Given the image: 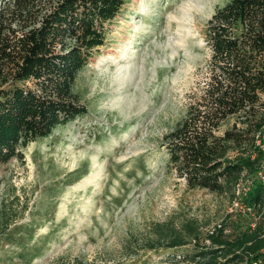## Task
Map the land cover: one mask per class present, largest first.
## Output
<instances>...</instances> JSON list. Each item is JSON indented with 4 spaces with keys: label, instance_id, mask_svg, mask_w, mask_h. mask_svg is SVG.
Wrapping results in <instances>:
<instances>
[{
    "label": "rangeland",
    "instance_id": "obj_1",
    "mask_svg": "<svg viewBox=\"0 0 264 264\" xmlns=\"http://www.w3.org/2000/svg\"><path fill=\"white\" fill-rule=\"evenodd\" d=\"M226 1L123 0L73 82L85 115L0 163V264H193L184 256L217 227L249 231L226 196L168 173L161 144L206 75L202 31ZM166 221L190 222L197 244L146 248Z\"/></svg>",
    "mask_w": 264,
    "mask_h": 264
},
{
    "label": "trees",
    "instance_id": "obj_2",
    "mask_svg": "<svg viewBox=\"0 0 264 264\" xmlns=\"http://www.w3.org/2000/svg\"><path fill=\"white\" fill-rule=\"evenodd\" d=\"M0 0V163L19 148L85 115L72 91L76 74L104 44L107 24L123 0ZM207 72L192 92L184 115L162 136L165 170L187 188L230 199L242 173L252 174L263 153L253 146L264 122V0H227L206 20ZM233 121L220 130L226 119ZM254 153L251 156V153ZM254 181L244 202L258 200ZM258 224L232 237L207 233L185 260L236 264L264 248ZM190 222L154 227L146 248L197 244ZM179 258V257H178ZM57 264H95L78 258Z\"/></svg>",
    "mask_w": 264,
    "mask_h": 264
},
{
    "label": "built area",
    "instance_id": "obj_3",
    "mask_svg": "<svg viewBox=\"0 0 264 264\" xmlns=\"http://www.w3.org/2000/svg\"><path fill=\"white\" fill-rule=\"evenodd\" d=\"M253 146L256 150L263 153L262 159L259 160L257 169L252 173H242L241 177L235 184L234 195L229 201V212H233L238 207L242 214L248 219L249 230L255 228L258 224H264V191L258 200L252 202H244L243 197L252 187L254 181H259L264 184V122L255 133ZM253 152L251 156H253ZM244 178V185L240 186V181ZM264 230V229H263ZM264 231L260 234L263 235ZM258 255L244 257L243 260L236 264H264V248L260 249Z\"/></svg>",
    "mask_w": 264,
    "mask_h": 264
},
{
    "label": "bare ground",
    "instance_id": "obj_4",
    "mask_svg": "<svg viewBox=\"0 0 264 264\" xmlns=\"http://www.w3.org/2000/svg\"><path fill=\"white\" fill-rule=\"evenodd\" d=\"M122 56V55H121Z\"/></svg>",
    "mask_w": 264,
    "mask_h": 264
}]
</instances>
